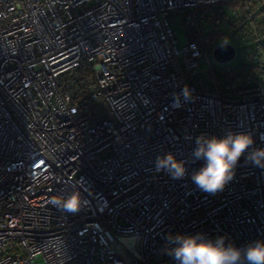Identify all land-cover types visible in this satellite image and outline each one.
Returning a JSON list of instances; mask_svg holds the SVG:
<instances>
[{
  "label": "built area",
  "instance_id": "2783aa9c",
  "mask_svg": "<svg viewBox=\"0 0 264 264\" xmlns=\"http://www.w3.org/2000/svg\"><path fill=\"white\" fill-rule=\"evenodd\" d=\"M231 1L0 0V264H175L170 232L264 240V169L242 157L211 195L190 179L201 162L182 180L154 168L167 151L189 157L201 133L248 132L264 147V77L222 93L200 25ZM203 58L210 89L193 81ZM84 62L94 86L63 94L61 75ZM99 99L109 116L95 117ZM72 192L77 211L52 202Z\"/></svg>",
  "mask_w": 264,
  "mask_h": 264
},
{
  "label": "clouds",
  "instance_id": "9594fccd",
  "mask_svg": "<svg viewBox=\"0 0 264 264\" xmlns=\"http://www.w3.org/2000/svg\"><path fill=\"white\" fill-rule=\"evenodd\" d=\"M228 42L225 38L222 47ZM182 94L185 99L191 95L187 88ZM187 139L195 145L190 156L180 159L172 151L159 154L154 163L156 173L163 172L173 180H182L189 176V161L201 162V166L191 172L190 179L198 190L215 195L234 178L242 157L246 163L264 169V147L256 146L251 133L227 131L223 136L201 133ZM52 202L67 212H75L80 196L72 192L66 197H54ZM164 239V253L175 264H264V240L237 247L228 242L226 236L213 239L203 233L170 232Z\"/></svg>",
  "mask_w": 264,
  "mask_h": 264
},
{
  "label": "trees",
  "instance_id": "16d2710c",
  "mask_svg": "<svg viewBox=\"0 0 264 264\" xmlns=\"http://www.w3.org/2000/svg\"><path fill=\"white\" fill-rule=\"evenodd\" d=\"M252 0H235L225 3L224 6L210 7V15L200 19V25L204 31L205 39L209 35L223 34L220 26L222 23L230 24L232 37L240 48H249L253 53L251 61L242 58L238 66L233 67L225 75L215 76L217 86L222 93L232 94L252 90L259 77H264V0H255L262 5L258 7L249 6ZM229 7L232 12L241 14L239 20L231 19V14L226 13L224 7ZM214 12V14H213ZM213 15V16H212ZM207 31V32H206ZM258 36H257V35ZM215 35V36H216ZM217 37H213L216 39ZM242 48V49H243ZM241 89V84H244ZM95 84V77L92 65L88 62L82 63L79 67L64 72L60 77L59 89L63 94L73 98L83 95ZM211 88V84L205 86Z\"/></svg>",
  "mask_w": 264,
  "mask_h": 264
},
{
  "label": "rangeland",
  "instance_id": "374dc122",
  "mask_svg": "<svg viewBox=\"0 0 264 264\" xmlns=\"http://www.w3.org/2000/svg\"><path fill=\"white\" fill-rule=\"evenodd\" d=\"M259 2H256L255 0L250 1L249 6H251L250 8L254 7H258L256 5H258ZM262 5V4H259ZM224 6V4L222 5ZM226 13L231 14V19L233 20H239L241 18V14H239L238 12H232L231 9L229 7H224ZM210 10L205 9L202 12L203 16H207L210 15L211 13L209 12ZM231 11V13H230ZM214 14V12H213ZM213 16V15H212ZM226 22L222 23L223 25L220 26L221 31L223 32V34H219V35H209V37L207 36V40H206V49L208 51V60L213 68L212 72L215 76L218 75H225L227 73H229V71L235 67L239 65V62L242 58H248L249 62L251 61V58L253 56V53L251 52V50L249 48H240L237 43L234 41L233 37H232V29H231V25L230 24H225ZM230 25V26H229ZM172 27L175 30V32L178 35V39L181 43H184L187 41L188 37L185 34V30L184 27L181 25L180 20L178 18H175L172 21ZM205 31V30H204ZM207 32V31H206ZM216 35V36H215ZM257 35V34H256ZM258 36V35H257ZM213 37H217L216 39H213ZM227 38V40L229 41L228 44H231L234 46L235 48V57L230 60L227 61L225 63H219L217 61L214 60L213 56H212V50L217 47L222 45V41ZM179 60L181 61V57H179ZM212 74L209 71V65L206 63V60L203 58L201 60H199V65L196 69L193 70V81L197 86H201L204 85L207 86L209 85V83L211 82V77ZM92 110L93 113L95 115V117H107L109 116V110L107 107V104L102 100L99 99L98 101L94 102L92 104ZM37 264L41 263V258L38 257L35 259Z\"/></svg>",
  "mask_w": 264,
  "mask_h": 264
},
{
  "label": "water",
  "instance_id": "95a60500",
  "mask_svg": "<svg viewBox=\"0 0 264 264\" xmlns=\"http://www.w3.org/2000/svg\"><path fill=\"white\" fill-rule=\"evenodd\" d=\"M212 56L215 61L225 63L235 57V48L231 44L217 46L212 50Z\"/></svg>",
  "mask_w": 264,
  "mask_h": 264
}]
</instances>
